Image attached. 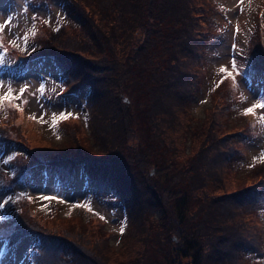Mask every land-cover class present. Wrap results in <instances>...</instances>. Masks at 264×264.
<instances>
[{"label":"rangeland","instance_id":"1","mask_svg":"<svg viewBox=\"0 0 264 264\" xmlns=\"http://www.w3.org/2000/svg\"><path fill=\"white\" fill-rule=\"evenodd\" d=\"M71 2L76 6L75 14L83 10L82 5L95 11V18L102 19V23L100 20L97 24L100 34H92L83 23H74L73 15L65 11L67 0H0V24L6 25L0 31V95L9 88L14 96L19 94L21 88L26 89L19 99L13 100L11 104L5 102L0 108V204L3 205L0 207V234L7 233L15 225L26 228L25 222L32 218L41 229L65 236L73 243L78 241L81 247L90 250L91 259L98 262V258L102 257L103 263L99 264H128L122 261L138 248L136 243L131 244L129 251L124 246L118 247L121 242L97 247L104 235L114 242L121 234L120 228L124 227L126 213L113 192L90 191L81 175L72 189H63L61 184L55 182L54 176L45 175L42 170L32 172L25 169L37 159H79L84 153L96 154L92 146L102 143L105 134L97 128L93 129L94 123L102 125L97 120L103 121L94 112L96 99L93 96L97 89L92 85V78L102 83L99 91L107 94V82L116 73L104 58L110 56L112 48L116 60L124 62L129 51L127 34L108 29L114 26L109 18L111 12L108 19H104L90 0ZM263 2L197 0L194 4L193 0L194 11L202 15V21L209 12L206 25L203 26L207 40L202 44L196 39V51L199 47H206V52L202 62L196 60L186 66L188 71L199 77V86L195 97L188 100L191 116L183 111L178 112L173 125H178L175 142L188 154L198 152L206 141L207 113H220L217 110L223 108L225 114L218 115L219 122H223L226 133L241 131L245 134L232 138L234 141L231 142L235 145L236 138L243 139L241 147L246 151L245 157L236 153H233V159L231 157L238 171L229 172L224 180L227 192L256 182L264 187V162L259 159L254 162V158L264 153V122L260 120L264 109H256L249 115L242 114L253 104L264 102V15L256 19L257 8ZM200 4L202 8H198ZM217 10H220L218 16L215 14ZM261 13H264V6ZM197 21L200 25L195 23L198 33L202 26L200 20ZM262 21V28L257 25L258 31L263 33L260 35L255 24ZM116 27L120 29V26ZM55 34L60 35V42L50 46L52 54L44 56L45 62L34 60L31 67H19L15 61L17 52L26 58H32L39 52H48V49H44L43 39ZM134 40L137 41L136 47H142L145 43L137 27ZM12 41H15L16 46H13ZM63 42L68 51L72 50L64 54L71 59L61 62L60 68H57L53 54H60ZM232 61H235L239 72V75L233 73L238 89L231 88V78L219 73L222 66L231 71ZM258 68L260 70H253ZM12 71H24L14 74H26L14 77ZM70 84L72 87L67 89ZM41 88L43 91H38ZM74 89L78 90L72 93ZM217 89L218 93L213 96ZM12 104L21 105L22 110L17 111ZM61 113L72 115L58 120L53 126L52 117ZM30 116L36 119H29ZM120 151L121 148L112 157L126 159L128 154ZM103 157L111 158L105 154ZM127 162H132V159L127 158ZM8 163H11V167H8ZM21 170L25 173V180L19 182L16 188L11 179L12 176L16 178ZM259 175L263 176L262 181ZM12 188L15 191L8 194ZM260 200L257 210L252 212V222L261 234V246L252 257H248L249 264H264V193ZM17 213L23 216L19 218L20 221L15 218ZM99 221L104 222L109 231L99 228ZM16 231L20 230L16 228ZM41 246L36 235L33 239L27 237L20 240L14 251L8 252L6 264H43V258L39 256ZM83 258L89 260L90 256Z\"/></svg>","mask_w":264,"mask_h":264},{"label":"trees","instance_id":"2","mask_svg":"<svg viewBox=\"0 0 264 264\" xmlns=\"http://www.w3.org/2000/svg\"><path fill=\"white\" fill-rule=\"evenodd\" d=\"M67 1L66 10L73 15L74 23H83L92 34H100L97 24L102 19L95 18V11L82 5L83 10L75 14L76 6ZM90 3L101 18L108 19L111 12L109 18L114 26L108 29L127 34L129 51L124 62L116 60L112 48L110 56L104 58L116 73L107 82V94L99 91L102 83L92 78L97 89L94 96L91 93L96 99L94 112L103 121L97 120L102 125L94 123L93 129L105 134L102 143L92 146L96 154L84 153L78 160L58 158L56 162L46 161L47 165L70 173L71 162L76 161L73 169L84 162L95 189L113 191L126 212L124 232L114 242L102 236L97 247L121 242L118 247L124 246L129 251L131 244L136 243L138 248L124 263L249 264L247 254L261 246V234L250 213L255 193L243 194L240 188L227 192L223 185L229 172H234L231 157L238 154L231 142L234 132L226 133L223 122L218 120L219 114H225L224 109L217 110L220 113H207L206 141L198 152L188 154L175 142L178 125H173L178 112L191 116L188 100L195 97L199 86V77L186 66L196 60L202 62L201 51L206 49L199 47L196 51V39L202 44L205 39L200 27L198 33L195 28L202 15L194 11L193 0H90ZM136 27L145 42L142 47H136ZM60 39L56 34L43 39L46 54ZM60 49V54H53L59 65L70 60L64 54L72 52L65 42ZM119 148L132 162L112 157ZM104 154L111 158L103 157ZM220 183L221 186H215ZM19 218H23L22 214ZM99 222V228L109 231L104 222ZM25 224L40 239L43 264L103 263L102 257L98 258L99 263L91 259L90 250L81 247L78 241L73 243L51 230L47 232L32 218Z\"/></svg>","mask_w":264,"mask_h":264},{"label":"snow or ice","instance_id":"3","mask_svg":"<svg viewBox=\"0 0 264 264\" xmlns=\"http://www.w3.org/2000/svg\"><path fill=\"white\" fill-rule=\"evenodd\" d=\"M242 2V0H241ZM47 23V22H45ZM6 25L4 24H0V31H3V28L5 27ZM33 35H35V32H32ZM25 40H26V37H25ZM13 44V46H16L15 44V41H12L11 42ZM231 71H229L228 68L226 67H221L219 69V73L221 74H226V76L228 78H231L232 79V82H233V86L236 85V80H235V76L233 75V73H235L236 75H239V72L236 68V63L235 61H232V64H231ZM223 82V80H221V83ZM219 86V85H217ZM26 91L25 88H21L19 90V94L17 95H13V91L11 88H9L3 95H0V108H3L4 106V103L5 102H8L11 104V102L15 99H19L20 96ZM38 91H43V88L41 89H38ZM12 107L15 108L17 111H21L22 110V106L21 105H16V104H12ZM256 109H264V102H258L256 104H253L251 107H248L244 110V112L242 113L243 115H249V114H253L255 112ZM72 114L71 113H67V114H64V113H61L59 116H53L52 117V121H53V126H55L56 122L58 120H61V119H67L69 118V116H71ZM7 116V113H5V117ZM29 119H36L35 116H30ZM260 120L262 122H264V115H262L260 117ZM255 159H259L261 162H264V153H261V155L258 157V158H254V162H255ZM44 199H51V197H45ZM0 207H3L2 204H0ZM101 219H104L103 217H100ZM120 233L123 234L124 232V227L122 226L120 228Z\"/></svg>","mask_w":264,"mask_h":264}]
</instances>
